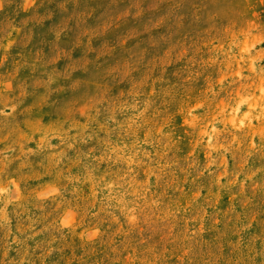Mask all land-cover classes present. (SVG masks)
<instances>
[{"label":"rangeland","instance_id":"rangeland-1","mask_svg":"<svg viewBox=\"0 0 264 264\" xmlns=\"http://www.w3.org/2000/svg\"><path fill=\"white\" fill-rule=\"evenodd\" d=\"M0 264H264V0H0Z\"/></svg>","mask_w":264,"mask_h":264}]
</instances>
